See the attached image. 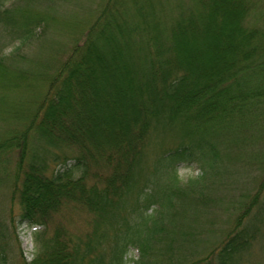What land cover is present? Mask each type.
<instances>
[{
    "label": "trees",
    "instance_id": "16d2710c",
    "mask_svg": "<svg viewBox=\"0 0 264 264\" xmlns=\"http://www.w3.org/2000/svg\"><path fill=\"white\" fill-rule=\"evenodd\" d=\"M38 1L0 0L12 54L58 33L68 55L34 73L47 91L26 115L4 92L30 72L0 54V166L15 163L21 219L42 228L25 264H246L264 240V214L244 222L259 195L223 235L214 203L264 130V0H101L59 21L32 10ZM194 160L202 172L183 182L178 165ZM74 213L85 229L68 227Z\"/></svg>",
    "mask_w": 264,
    "mask_h": 264
},
{
    "label": "rangeland",
    "instance_id": "374dc122",
    "mask_svg": "<svg viewBox=\"0 0 264 264\" xmlns=\"http://www.w3.org/2000/svg\"><path fill=\"white\" fill-rule=\"evenodd\" d=\"M101 0H40L34 6V11H41L44 14H49L56 18L57 21L62 20L69 14V11L78 10L81 16L86 17L90 14L89 10L95 12ZM163 3L166 0H162ZM179 3V0H168ZM227 9H232L231 5L223 3ZM91 17V16H90ZM89 17V18H90ZM59 25V23H58ZM226 31H232V21H227ZM227 33V35H228ZM39 34V33H37ZM43 34V33H42ZM44 36V34H43ZM46 36V35H45ZM48 37L36 36L35 39L24 44V47L19 50V53L12 54L17 42H14L12 33L2 25H0V54L6 57V62L26 70V77L22 83L10 91H5L13 102L20 105L22 111L26 115L31 112L34 100L43 91H47V81L45 78L48 76L44 74L42 79H32L37 76L34 73L46 72L53 74L55 69L62 58L67 57V52H62V47L66 41V35L58 33H48ZM213 36L216 41L222 42L226 45L227 41L234 38L225 37L217 33ZM237 36V34H235ZM234 37V36H233ZM214 38L210 39L211 44ZM12 40V41H11ZM190 45L194 44L189 38ZM190 52H192V47ZM211 49V46H210ZM210 51V50H209ZM208 51V53H209ZM195 57L200 59V54L194 53ZM211 56V54H208ZM118 78H124V72ZM34 74V75H33ZM127 75L125 76V78ZM112 83V82H110ZM106 87V86H105ZM109 90V88H108ZM117 90V95L123 96L121 90ZM108 98V97H106ZM239 164L233 169V172L226 175L224 181L218 184L215 194L218 197L214 203L216 216L214 220L216 225L214 227V235H223L230 226L237 215L244 216L245 212L241 208L243 200H246V206L250 205L251 199L259 195V199L253 205L248 214L245 215L244 222L254 220L258 212L264 214V184L260 189V184L264 181V130L249 139H245L243 147L239 149ZM12 159L16 158L12 154ZM2 170L5 175L0 181V264H25L34 259L38 252L35 233L41 227L37 225H30L21 219V206L19 199L12 193V185L14 182V173L18 171L13 161L3 160L1 163ZM178 172L183 182L188 181L192 177H196L202 172L201 161H186L178 165ZM85 218L79 214H72L70 224L67 223L71 230L85 229ZM53 228L51 227V231ZM261 230L264 232V225H261ZM138 257L137 249H131L128 253V258ZM246 264H264V240L256 242L251 249L247 252L244 258Z\"/></svg>",
    "mask_w": 264,
    "mask_h": 264
}]
</instances>
